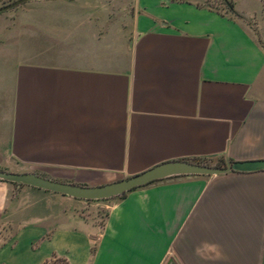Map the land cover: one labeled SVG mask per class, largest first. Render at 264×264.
Instances as JSON below:
<instances>
[{
  "label": "crops",
  "instance_id": "obj_1",
  "mask_svg": "<svg viewBox=\"0 0 264 264\" xmlns=\"http://www.w3.org/2000/svg\"><path fill=\"white\" fill-rule=\"evenodd\" d=\"M213 1L136 0L122 58L101 65L21 53L0 34V170L93 187L167 162L264 161V0L228 14L201 6ZM52 258L264 264V170L99 201L0 181V264Z\"/></svg>",
  "mask_w": 264,
  "mask_h": 264
},
{
  "label": "rangeland",
  "instance_id": "obj_2",
  "mask_svg": "<svg viewBox=\"0 0 264 264\" xmlns=\"http://www.w3.org/2000/svg\"><path fill=\"white\" fill-rule=\"evenodd\" d=\"M16 0H0V7ZM93 0H53L46 3H25L0 13L1 40L17 46L21 53L45 50L46 57L57 62L106 64L122 58L131 38L136 0H99L104 8L82 9ZM229 5L232 0H225ZM207 6L219 14H228L223 0ZM43 55V54H41ZM105 211L98 209V223ZM46 264H66L52 258Z\"/></svg>",
  "mask_w": 264,
  "mask_h": 264
},
{
  "label": "water",
  "instance_id": "obj_3",
  "mask_svg": "<svg viewBox=\"0 0 264 264\" xmlns=\"http://www.w3.org/2000/svg\"><path fill=\"white\" fill-rule=\"evenodd\" d=\"M38 0H16L0 7V13L11 10L23 3ZM225 2L229 9V4ZM264 170V161L233 162L224 168L192 164L186 161L167 162L134 176L99 186H81L50 180L32 173H11L0 170V181L10 184L32 187L73 199L99 201L121 197L132 189L145 186L151 182L180 175L215 176L229 172H255Z\"/></svg>",
  "mask_w": 264,
  "mask_h": 264
},
{
  "label": "trees",
  "instance_id": "obj_4",
  "mask_svg": "<svg viewBox=\"0 0 264 264\" xmlns=\"http://www.w3.org/2000/svg\"><path fill=\"white\" fill-rule=\"evenodd\" d=\"M229 6H230V5H229ZM229 10H231V6H230ZM13 185H15V184H13ZM17 186H20V185H17ZM45 264H46V263H45Z\"/></svg>",
  "mask_w": 264,
  "mask_h": 264
}]
</instances>
